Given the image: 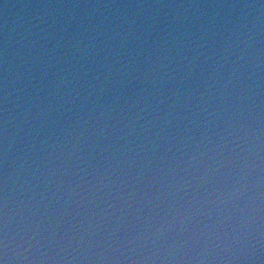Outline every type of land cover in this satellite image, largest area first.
<instances>
[{"label": "water", "instance_id": "95a60500", "mask_svg": "<svg viewBox=\"0 0 264 264\" xmlns=\"http://www.w3.org/2000/svg\"><path fill=\"white\" fill-rule=\"evenodd\" d=\"M4 264H264V0H0Z\"/></svg>", "mask_w": 264, "mask_h": 264}, {"label": "snow or ice", "instance_id": "6c2138e0", "mask_svg": "<svg viewBox=\"0 0 264 264\" xmlns=\"http://www.w3.org/2000/svg\"><path fill=\"white\" fill-rule=\"evenodd\" d=\"M0 264H4V261L3 260H0Z\"/></svg>", "mask_w": 264, "mask_h": 264}]
</instances>
